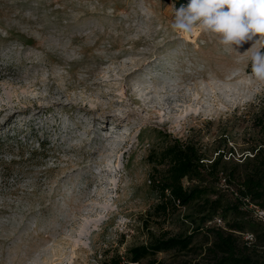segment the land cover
I'll use <instances>...</instances> for the list:
<instances>
[{
	"label": "rangeland",
	"instance_id": "rangeland-1",
	"mask_svg": "<svg viewBox=\"0 0 264 264\" xmlns=\"http://www.w3.org/2000/svg\"><path fill=\"white\" fill-rule=\"evenodd\" d=\"M173 18L172 0H0V264H103L189 233L192 209L151 217L149 155L175 139L210 162L234 152L220 170L237 163L238 184L246 152L264 148L259 36L233 50ZM194 183L234 200L232 186Z\"/></svg>",
	"mask_w": 264,
	"mask_h": 264
},
{
	"label": "trees",
	"instance_id": "trees-1",
	"mask_svg": "<svg viewBox=\"0 0 264 264\" xmlns=\"http://www.w3.org/2000/svg\"><path fill=\"white\" fill-rule=\"evenodd\" d=\"M172 2L179 8L188 0ZM259 123L264 132V123ZM218 153L210 162L197 144L177 139L160 152L151 153L148 158L155 169L151 187L157 199L151 217L156 223L165 222L182 209H192L187 217L191 220L192 230L186 234L162 232L159 236L153 235L148 244L133 247L125 257L117 255L103 264H143L144 261L166 264L159 261L157 255L170 252L191 257L183 264H264V224L247 208L249 201L264 209V148L253 149V157L244 156L246 169L238 184L235 180L240 166L234 163L226 174L220 166L227 154L224 150ZM229 155L234 157V152ZM159 168L164 169L163 174ZM203 175L220 185L225 178V187L235 188L234 200L225 203L222 196L210 197L213 192L208 186L194 183ZM247 215L249 219H246ZM217 218L222 219L224 226L210 225ZM248 227L254 229L256 235L244 232ZM246 233L254 235L252 243L244 239ZM199 236L202 240L197 243Z\"/></svg>",
	"mask_w": 264,
	"mask_h": 264
},
{
	"label": "clouds",
	"instance_id": "clouds-1",
	"mask_svg": "<svg viewBox=\"0 0 264 264\" xmlns=\"http://www.w3.org/2000/svg\"><path fill=\"white\" fill-rule=\"evenodd\" d=\"M171 27L187 35L194 31L215 34L219 44L233 50L258 35L248 50L251 75L264 82V0H188L174 7Z\"/></svg>",
	"mask_w": 264,
	"mask_h": 264
},
{
	"label": "built area",
	"instance_id": "built-area-1",
	"mask_svg": "<svg viewBox=\"0 0 264 264\" xmlns=\"http://www.w3.org/2000/svg\"><path fill=\"white\" fill-rule=\"evenodd\" d=\"M217 155H219V153H216L214 157H217ZM247 155H249L251 157L254 156V154H252L251 152H246L245 156H247ZM225 158L226 159H230V155H229V157L226 156ZM226 183H227L226 182V179L223 178L222 179V184L223 185H226ZM248 203L249 204H248L247 208L250 211L251 215L256 220H258L259 222H261V223L264 224V209L260 208L259 206L255 205L253 203H250L249 201H248ZM210 225H214V226H224V223H223L222 219L217 218L213 222H211ZM244 239L247 242L252 243L255 240V237L251 233H246V234H244Z\"/></svg>",
	"mask_w": 264,
	"mask_h": 264
},
{
	"label": "bare ground",
	"instance_id": "bare-ground-1",
	"mask_svg": "<svg viewBox=\"0 0 264 264\" xmlns=\"http://www.w3.org/2000/svg\"><path fill=\"white\" fill-rule=\"evenodd\" d=\"M225 92V91H224ZM224 96V95H223ZM188 114V113H187Z\"/></svg>",
	"mask_w": 264,
	"mask_h": 264
}]
</instances>
